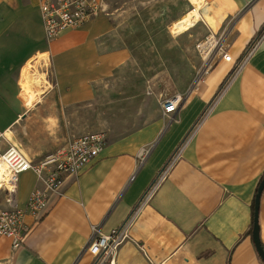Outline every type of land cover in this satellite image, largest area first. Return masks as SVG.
Here are the masks:
<instances>
[{
	"label": "crops",
	"instance_id": "crops-1",
	"mask_svg": "<svg viewBox=\"0 0 264 264\" xmlns=\"http://www.w3.org/2000/svg\"><path fill=\"white\" fill-rule=\"evenodd\" d=\"M204 1L194 27L202 23L205 37L225 33L232 59L214 50L206 76L188 96L176 94L182 104L174 120L163 108L143 109L147 122L111 139L79 174L65 175L39 217L25 214L22 247L0 238V264H93L87 247L95 230L107 234L126 222L130 239L114 264H264L253 239L264 177V0ZM39 4L0 0V153L15 145L34 162L85 132L72 109L92 101L95 87L133 57L127 46L110 48L113 26L105 12L48 42ZM46 54L56 77L30 106L26 94L39 76L24 72L22 84V72ZM144 149L150 151L141 165ZM41 186L34 171L22 173L17 207L25 209ZM8 208L1 190L0 212ZM259 225L264 247V191Z\"/></svg>",
	"mask_w": 264,
	"mask_h": 264
},
{
	"label": "rangeland",
	"instance_id": "rangeland-1",
	"mask_svg": "<svg viewBox=\"0 0 264 264\" xmlns=\"http://www.w3.org/2000/svg\"><path fill=\"white\" fill-rule=\"evenodd\" d=\"M104 2L105 14L109 13L113 26L110 48L127 46L133 57L129 64L95 87L92 101L76 105L71 116L75 117L77 130L85 131L74 134L75 137L88 132H104L109 142L147 122L149 118L141 112L143 109H162L163 100L176 94L188 96L212 68V63L197 48L207 35L202 23L179 33L173 28L178 19L195 7L191 0ZM224 36L226 40V34ZM255 46L249 47L246 54ZM244 62L245 59L237 66L236 72ZM49 67L48 54L39 55L22 72V84L24 72L30 78L42 74L37 82L33 79L30 83L33 93L26 94L21 85L23 96L24 93L26 97L32 95L30 106L36 104L43 90L52 88L50 78L56 74Z\"/></svg>",
	"mask_w": 264,
	"mask_h": 264
},
{
	"label": "built area",
	"instance_id": "built-area-1",
	"mask_svg": "<svg viewBox=\"0 0 264 264\" xmlns=\"http://www.w3.org/2000/svg\"><path fill=\"white\" fill-rule=\"evenodd\" d=\"M39 9L42 14L46 40L52 42L69 29L82 28L89 21L106 12L104 0H40ZM224 35L207 36L197 44L200 54L210 59L214 50L223 53L225 60L230 61L231 55L225 52ZM256 46L251 49L250 56ZM180 95L163 101L165 115L171 120L180 109ZM107 135L104 132L87 133L76 137L56 152L49 154L38 162L30 160L17 146L11 145L5 152L0 153V191L8 195L10 208L0 212V238L12 240L14 249L23 246L28 229L24 222L26 213L39 217L46 208L51 193L59 190L65 175H77L83 171L105 148ZM149 149L141 153L143 164ZM32 170L37 175L42 186L36 188L28 198L27 207L20 209L15 202L19 177L22 173ZM163 178L161 175L158 182ZM155 183L147 192L146 198H151ZM130 239V223L113 229L110 233L102 234L95 230L87 250L94 256L93 264H114L123 244Z\"/></svg>",
	"mask_w": 264,
	"mask_h": 264
},
{
	"label": "bare ground",
	"instance_id": "bare-ground-1",
	"mask_svg": "<svg viewBox=\"0 0 264 264\" xmlns=\"http://www.w3.org/2000/svg\"><path fill=\"white\" fill-rule=\"evenodd\" d=\"M191 1L195 7L185 15L183 20L173 25V28L175 29V33L183 32L189 29L191 26H194L200 20L201 18L200 8L201 7L203 8L206 5V2L204 0H191ZM37 74L39 77L42 75V74L39 75V73ZM0 166H2L1 163Z\"/></svg>",
	"mask_w": 264,
	"mask_h": 264
},
{
	"label": "water",
	"instance_id": "water-1",
	"mask_svg": "<svg viewBox=\"0 0 264 264\" xmlns=\"http://www.w3.org/2000/svg\"><path fill=\"white\" fill-rule=\"evenodd\" d=\"M263 191H264V177L259 184L257 195L255 198V216H254V227H253V239L260 257L264 260V247L262 245L260 238V225H259L260 200Z\"/></svg>",
	"mask_w": 264,
	"mask_h": 264
},
{
	"label": "trees",
	"instance_id": "trees-1",
	"mask_svg": "<svg viewBox=\"0 0 264 264\" xmlns=\"http://www.w3.org/2000/svg\"><path fill=\"white\" fill-rule=\"evenodd\" d=\"M255 39H256V38H254L253 41H255ZM253 41H252V42H253Z\"/></svg>",
	"mask_w": 264,
	"mask_h": 264
}]
</instances>
